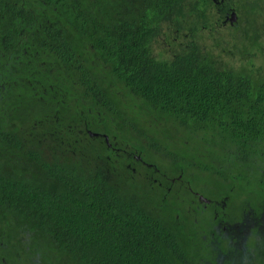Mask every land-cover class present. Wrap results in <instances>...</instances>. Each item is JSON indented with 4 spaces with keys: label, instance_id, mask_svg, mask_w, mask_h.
<instances>
[{
    "label": "trees",
    "instance_id": "obj_1",
    "mask_svg": "<svg viewBox=\"0 0 264 264\" xmlns=\"http://www.w3.org/2000/svg\"><path fill=\"white\" fill-rule=\"evenodd\" d=\"M238 3L224 0L217 19ZM212 4L0 0V264H200L208 245L229 257L232 227L187 225L154 189L158 174L123 152L170 178L188 181L195 168L225 186L237 178L251 195L230 198L234 211L264 205V82L197 49L193 38L211 28L197 17ZM163 24L191 37L168 58L152 48ZM238 32L246 45L251 31ZM194 141L209 142L201 157Z\"/></svg>",
    "mask_w": 264,
    "mask_h": 264
},
{
    "label": "rangeland",
    "instance_id": "obj_2",
    "mask_svg": "<svg viewBox=\"0 0 264 264\" xmlns=\"http://www.w3.org/2000/svg\"><path fill=\"white\" fill-rule=\"evenodd\" d=\"M212 3L214 4V8L212 4V10L207 13L206 20L199 19L198 17L197 19L200 25L207 22L211 25V28H216V30L212 31L211 28L199 29L197 36L192 40L196 46H198L197 49L202 51V56H210L213 61L223 67L230 66L235 69H243L245 72L256 75L255 81L264 82V75L261 73L257 74L259 69L264 68V0H239L238 4H240V7L237 9L239 21L235 24L237 27L235 25L231 26L229 22L225 25H223L222 22L215 24L214 22L218 20L216 17L218 12L216 11L217 5L213 0ZM256 3H258L259 7L257 12L256 10L253 12L252 7L254 6L253 4ZM162 26V32L153 42L152 48L154 53L160 54L161 57H172V51L175 50L174 48H179V46L185 48L189 40H191V37L182 32H177L173 25L163 24ZM240 28L251 31L246 45L243 43L244 38H242V35H238ZM177 33H179V35H177ZM176 36L179 37L175 40ZM173 43L177 44V46L174 47ZM158 127L163 133L167 132L171 134L174 133L175 129L174 124L166 122L164 124H159ZM212 137L213 136H209L208 140ZM172 142L175 143V140ZM208 144L209 142L194 141L190 143L188 148L191 151L194 150L196 155L201 157L203 155L201 153ZM178 146V148H180V153L185 152V150L180 147V144ZM214 148L218 149L220 147L214 145ZM44 152L45 155H47L45 149ZM154 156L156 158L159 157L158 155ZM202 159V161H205L204 158ZM164 163L166 166L169 165V163L165 161ZM202 165H207V162H202ZM142 168L145 169L144 166H142ZM140 170L144 171L143 169ZM192 171L194 173H188L187 178L194 182L193 188L201 191L204 197L216 200L220 203L227 198V206L225 208L227 216L220 224L223 226L226 225L228 228L232 227V231L235 233L232 235L234 241L228 240L230 242L226 244L223 240L227 246L231 244V246H228L229 257L226 258V260H219L217 258L219 256V250L208 245L207 249L211 254L210 259H205L206 253L203 252L204 250L200 247L201 252L199 257L203 259L202 262L200 261V264H256L257 261L264 260V205L258 210V213H252L254 206L251 207L249 205H247V207L243 206L242 212L234 211V202H232L230 198L238 204L241 203L243 205L246 199L250 198L249 195H251L249 192L247 194H242L241 191H238L237 185H235L236 188L232 186L233 184H238L240 180L237 178L228 180L226 183L227 186H225V184L223 185L220 183L222 178H220V180L219 177L215 176L214 172H207L197 168ZM245 174L244 172V176ZM208 181L212 184L210 185L207 183ZM244 184H246L244 180H241V185ZM218 194L220 196H218ZM192 199L193 198L189 197L188 203H190ZM166 201L173 204L171 207L180 209L181 217L187 219V225L195 226L194 224L196 223L198 230H206L209 228L208 230L218 231V225L212 222L214 211L212 212L209 210L206 212V216L202 214L198 216L196 220V216L188 212L189 207L187 201L179 205L180 202L173 192L167 194ZM193 207L194 205L192 204L191 208ZM27 234L28 233H26V235ZM247 242L251 243V245H248ZM248 246L249 248H247Z\"/></svg>",
    "mask_w": 264,
    "mask_h": 264
},
{
    "label": "flooded vegetation",
    "instance_id": "obj_3",
    "mask_svg": "<svg viewBox=\"0 0 264 264\" xmlns=\"http://www.w3.org/2000/svg\"><path fill=\"white\" fill-rule=\"evenodd\" d=\"M213 1L217 5V7H219L220 5H222L224 3V0H213ZM230 15H231V12L225 13L223 16V19L218 18L217 22H222L223 25L227 24L229 22ZM106 142H108V139L106 140ZM108 146L111 147L110 144H108ZM123 152L127 157H131L133 159V161L139 162V164H141L147 168H152L153 173L158 174V175L152 174L150 176V180L156 186L154 189L158 188L161 190H165L168 193L173 192L176 195L177 199L183 197V199H180L181 202L184 203L187 201V204L189 207L188 211L191 212L193 215L202 214V213L209 211V210L212 212L214 211V217H215V220L217 221L216 225H218V231H219L220 223H222V221H224L223 218L225 217V214H226V213H224V211L226 210L225 208L227 206V202H226L227 198H225V200L221 201V203L216 201V200L208 199L201 194V191H197L193 188V184H194L193 181H191V180L184 181L180 177L177 179L170 178L167 173H165V172L162 173V171H158L157 169L153 168V166H151L145 162H142L141 159H137L135 155H132L131 153H128L124 150H123ZM132 165H133V162L131 161L130 164H128V167L131 168ZM131 169L134 172L136 171V169H133V168H131ZM164 180L166 181V184L164 183ZM189 197L193 198L190 203H188ZM201 197L204 200H202ZM192 204L194 205L193 208H191ZM188 207H187V209H188ZM223 229L226 230V227H223ZM218 231H216V232H218ZM228 232H229V230H228ZM3 260L4 259H2V261Z\"/></svg>",
    "mask_w": 264,
    "mask_h": 264
},
{
    "label": "water",
    "instance_id": "obj_4",
    "mask_svg": "<svg viewBox=\"0 0 264 264\" xmlns=\"http://www.w3.org/2000/svg\"><path fill=\"white\" fill-rule=\"evenodd\" d=\"M237 21H238V17H237L236 12H235V11H232V12H231V15H230V17H229V23H230L231 25H233V24H235ZM91 135H92V136H97L98 134H93V133H91ZM107 139H108V138L106 137V140H107ZM137 158H138V157H137ZM201 199L204 200L202 197H201Z\"/></svg>",
    "mask_w": 264,
    "mask_h": 264
}]
</instances>
